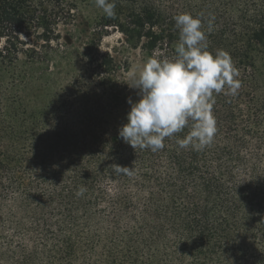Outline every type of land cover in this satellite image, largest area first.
<instances>
[{"label":"trees","instance_id":"16d2710c","mask_svg":"<svg viewBox=\"0 0 264 264\" xmlns=\"http://www.w3.org/2000/svg\"><path fill=\"white\" fill-rule=\"evenodd\" d=\"M115 4L108 18L95 0H0V264H264V0ZM185 12L241 87L215 96L211 145L180 148L189 127L133 149L130 52L174 59Z\"/></svg>","mask_w":264,"mask_h":264},{"label":"clouds","instance_id":"9594fccd","mask_svg":"<svg viewBox=\"0 0 264 264\" xmlns=\"http://www.w3.org/2000/svg\"><path fill=\"white\" fill-rule=\"evenodd\" d=\"M95 4L108 18L115 16V0H95ZM174 21L179 30L175 58H149L138 73H129L131 87L138 89L139 99L135 103L128 101L131 108L119 135L133 149L160 150L166 138L189 127L177 140L180 148L202 150L211 145L217 132L212 111L215 96H234L241 87L230 55L223 50L215 54L208 51L201 16L185 12L177 14ZM115 171L131 173L118 165ZM86 191L81 186L76 195L83 196Z\"/></svg>","mask_w":264,"mask_h":264},{"label":"rangeland","instance_id":"374dc122","mask_svg":"<svg viewBox=\"0 0 264 264\" xmlns=\"http://www.w3.org/2000/svg\"><path fill=\"white\" fill-rule=\"evenodd\" d=\"M95 8L94 6H84V9H81V12L79 13V17L77 18L76 26L77 28L75 31L71 33V38L68 36L66 32H63L62 34V41L63 42H77L79 39V34L81 33L82 28L86 24V21L88 20L89 16H91L92 13H94ZM78 37V39H76ZM122 36L119 33H110L108 37H105L101 42V48L104 51H107L112 48L116 44V42L121 39ZM130 66L127 74V79L129 81V84L131 86V80L129 78V73L136 71L137 73L141 69L144 62L141 60V57L139 55V52L136 50H132L130 52ZM132 88V87H131Z\"/></svg>","mask_w":264,"mask_h":264}]
</instances>
